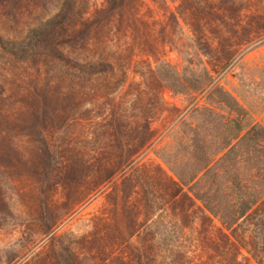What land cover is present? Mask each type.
Wrapping results in <instances>:
<instances>
[{
  "label": "rangeland",
  "instance_id": "rangeland-1",
  "mask_svg": "<svg viewBox=\"0 0 264 264\" xmlns=\"http://www.w3.org/2000/svg\"><path fill=\"white\" fill-rule=\"evenodd\" d=\"M123 3L0 0V264H55L58 235L78 264H116L130 244L108 224L112 180L105 172L125 164L134 175L130 202L139 209L144 189L153 205L169 209L158 165L169 175H188L215 155L227 135L220 124L236 116L215 87L246 110L243 132L264 126V0ZM185 77L211 82L202 91L175 89L185 86ZM43 99L47 108L39 105ZM115 119L126 149L148 137L129 163L116 146ZM240 169L226 163L210 181V194L237 200L223 175ZM40 201L54 215L49 232L39 221ZM158 211L145 244L152 243L163 263L169 252L151 235L170 234L158 231L165 230ZM212 224L221 221L213 216ZM243 225L264 237V225ZM205 249L191 246L189 256L220 264Z\"/></svg>",
  "mask_w": 264,
  "mask_h": 264
},
{
  "label": "trees",
  "instance_id": "trees-1",
  "mask_svg": "<svg viewBox=\"0 0 264 264\" xmlns=\"http://www.w3.org/2000/svg\"><path fill=\"white\" fill-rule=\"evenodd\" d=\"M130 1L124 0L122 7H127ZM109 9L110 7H107V10ZM185 78V86L175 89L183 90L181 92L202 91L211 82L210 77L204 83L194 81L190 77ZM169 84L175 85L171 82ZM212 92L217 93L223 106L236 113V116H231L220 124L225 128L227 135L214 151L215 155L202 160L188 175L174 170H170L172 175H169L158 165L163 175L158 177L163 185L162 197L169 209L167 206L162 208L161 205H153L150 199L144 197V189H141L137 198L140 203L143 200L139 209L136 202H130L134 175L124 171L125 164L122 163L114 169L115 171L105 172L104 178L112 180L110 190L105 194L108 224L112 225L118 234L126 235L125 240H129L130 244L127 254L114 257L116 264H198L200 262H194L189 256L191 246L206 248L207 257L217 258L220 264H264V237L259 235V230L256 232L248 229L249 225H243V222H250L258 227L264 225V216H261L264 215V126L255 124L243 132L241 121L247 112L237 98L221 87H215ZM38 101L39 105H42L41 108H47L46 99ZM202 109L212 111L206 107ZM115 120L117 123H112L111 128L118 134L116 146L120 149L122 162L128 158L126 163H129L130 153L142 147L148 137L139 141L138 145L126 149L122 145L124 140L121 137L124 131L119 128L120 120ZM214 126L217 128L212 125ZM230 161L241 166L239 171L229 170L231 173H228V177L223 175L226 184L230 182L229 185L237 190V200L225 192L217 195L214 190L211 195L208 191L212 190L209 187L210 181L220 175L225 164ZM217 164L219 169L216 168ZM171 189L173 192H170ZM39 207V221L45 232H49L55 227L54 215L46 202L40 201ZM160 209L163 220L159 224L165 226V230L158 231L163 234L167 231L170 239H167L166 235L155 236L153 232L151 236L156 238L161 250L169 252L168 260L163 263L157 262L159 253L155 251L152 243L145 244L148 234L150 237V227L156 225L154 216ZM213 216L220 219V226L212 224ZM164 217H167L166 223ZM244 217L248 219L245 221ZM244 231L249 232L246 239ZM59 238L60 235L52 241L55 264H78L69 246ZM243 250L247 254H243Z\"/></svg>",
  "mask_w": 264,
  "mask_h": 264
}]
</instances>
